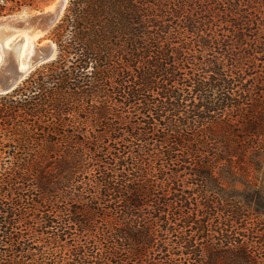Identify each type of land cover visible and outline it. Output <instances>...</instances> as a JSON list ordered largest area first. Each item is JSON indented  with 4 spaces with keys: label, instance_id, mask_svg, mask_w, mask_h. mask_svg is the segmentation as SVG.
<instances>
[{
    "label": "trees",
    "instance_id": "obj_1",
    "mask_svg": "<svg viewBox=\"0 0 264 264\" xmlns=\"http://www.w3.org/2000/svg\"><path fill=\"white\" fill-rule=\"evenodd\" d=\"M52 34L0 95V264H264V0H69Z\"/></svg>",
    "mask_w": 264,
    "mask_h": 264
},
{
    "label": "bare ground",
    "instance_id": "obj_2",
    "mask_svg": "<svg viewBox=\"0 0 264 264\" xmlns=\"http://www.w3.org/2000/svg\"><path fill=\"white\" fill-rule=\"evenodd\" d=\"M65 5L66 2H63V0H57L55 5L50 6L45 11L52 9L60 11L62 6ZM15 21L10 22L9 20L0 18V43L1 49L5 53L3 56L0 53V56H2L0 68L10 66L15 67L20 72L26 73L34 59L41 54L42 46L37 44L41 31L36 28L35 24L32 25L28 22L27 15L18 16ZM50 45L54 47V44L51 42Z\"/></svg>",
    "mask_w": 264,
    "mask_h": 264
},
{
    "label": "water",
    "instance_id": "obj_3",
    "mask_svg": "<svg viewBox=\"0 0 264 264\" xmlns=\"http://www.w3.org/2000/svg\"><path fill=\"white\" fill-rule=\"evenodd\" d=\"M64 8L65 6H62L60 11H58V9H52L49 11L36 12L33 15H24H27L30 24H35L36 28L41 31V34L46 35L58 23ZM1 18L3 20H9L10 22H16L15 20H17L18 16L13 15ZM41 46L42 49L40 56L34 59L26 73L20 72L19 70H16L15 67L10 66L0 68V95L11 93L18 88V86L27 78L28 74H30L36 67L54 60L56 55L55 46L52 47L50 42L46 45L42 44Z\"/></svg>",
    "mask_w": 264,
    "mask_h": 264
},
{
    "label": "rangeland",
    "instance_id": "obj_4",
    "mask_svg": "<svg viewBox=\"0 0 264 264\" xmlns=\"http://www.w3.org/2000/svg\"><path fill=\"white\" fill-rule=\"evenodd\" d=\"M56 2H57V0H0V18L13 16V15L21 16L23 14H34L36 12L45 11L50 6L55 5ZM68 2H69V0H66V5H65L64 10L66 9ZM64 10H63V13H64ZM63 13H62V15H63ZM62 15H61L60 19L62 18ZM58 23H59V21H58ZM54 27L46 35L41 34L40 38H38V40H37V44H39L41 46L42 44H45L48 41H50L54 44V46L56 48L54 36L52 34ZM1 48H2V46L0 43V53L3 56L5 53L3 52V49H1ZM56 58H57V48H56V55H55L54 60L36 67L30 74H28L27 78L29 76H31L32 74L41 72L42 70L47 68L51 63H53L55 61ZM263 189H264V182H263ZM263 198H264V195H263Z\"/></svg>",
    "mask_w": 264,
    "mask_h": 264
},
{
    "label": "snow or ice",
    "instance_id": "obj_5",
    "mask_svg": "<svg viewBox=\"0 0 264 264\" xmlns=\"http://www.w3.org/2000/svg\"><path fill=\"white\" fill-rule=\"evenodd\" d=\"M63 2H66V0H63ZM0 60H2V56H0Z\"/></svg>",
    "mask_w": 264,
    "mask_h": 264
}]
</instances>
